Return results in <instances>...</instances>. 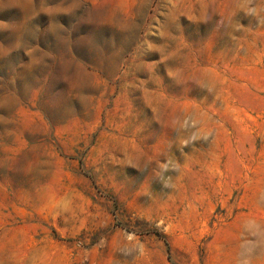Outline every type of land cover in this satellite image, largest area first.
I'll use <instances>...</instances> for the list:
<instances>
[{
	"label": "rangeland",
	"instance_id": "1",
	"mask_svg": "<svg viewBox=\"0 0 264 264\" xmlns=\"http://www.w3.org/2000/svg\"><path fill=\"white\" fill-rule=\"evenodd\" d=\"M0 264H264V0H0Z\"/></svg>",
	"mask_w": 264,
	"mask_h": 264
}]
</instances>
